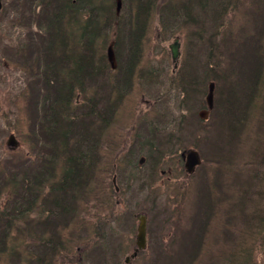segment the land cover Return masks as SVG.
<instances>
[{"label":"rangeland","instance_id":"obj_1","mask_svg":"<svg viewBox=\"0 0 264 264\" xmlns=\"http://www.w3.org/2000/svg\"><path fill=\"white\" fill-rule=\"evenodd\" d=\"M240 1V14L249 22L256 0ZM156 11L155 8L150 16L143 38V42L148 38L147 49L135 62L127 85L123 84L127 62L120 63V71L112 73L107 81L110 85L100 79L90 81L76 100L78 109L88 110L93 116L88 119L90 137L84 138L82 143H90L97 134V149L85 151L96 158L98 165L92 169L91 182L79 198L76 215L79 224L70 230L59 221L56 227L64 240L78 235L83 237L81 247L94 249L92 263L198 264L204 255L200 249L196 256L198 262H193V246L203 244L215 251L218 248L213 242L215 232L228 219L229 212L234 213L235 230L240 224L238 210L243 197L249 198L243 201L247 209L254 204L264 206V188L260 196L245 187L246 177L252 170L248 174L235 170L242 168L244 160L250 159L253 169L257 166L258 174H264V164L256 162L264 146L252 147L244 140L243 149L237 146L241 143L238 142L233 148H223L219 154H209L211 160L204 159L192 173L184 170L180 151L185 146L194 147L193 142L206 146L208 141L221 144L223 136L202 137L204 118L198 113L207 114L203 85L207 88L208 82L202 83L197 93L192 71L177 75L172 70L168 45L174 37L157 41L154 36ZM6 26L10 23L5 22L4 14L0 30H5ZM5 31L6 36L11 34V28ZM179 38L182 58L183 39L181 35ZM260 39L264 44V29ZM9 42L7 36L2 44ZM26 64V60L17 56L6 57L5 47L0 44V213H7L8 218V221H0V233L11 235L15 258L28 257L24 246L28 237L23 230L32 228L36 221L33 215L39 210L34 205L35 210L26 213L30 206L22 202L35 197L30 189L33 175L41 164L49 163V158L55 161L54 173L59 175L62 157L69 154L49 149L54 139L41 132L39 121H32L33 113L42 114L51 101L45 99L46 89L37 80L43 70L27 68ZM48 76L52 78L51 73ZM55 87L53 92L62 91ZM105 105L110 106L105 109ZM36 130L41 136L37 142L33 134ZM11 132L20 141L18 147L7 143ZM114 174L118 190L113 186ZM14 211L19 213L16 218ZM141 213L147 216V247L136 259L131 258L126 263L125 255L135 246ZM74 221L71 215L67 224ZM34 246L37 247L36 241ZM158 247L160 253L156 252ZM261 250V243H258L255 251ZM60 255L49 256H57V260L59 257L60 262ZM63 256L69 262L75 253L69 250Z\"/></svg>","mask_w":264,"mask_h":264},{"label":"trees","instance_id":"obj_2","mask_svg":"<svg viewBox=\"0 0 264 264\" xmlns=\"http://www.w3.org/2000/svg\"><path fill=\"white\" fill-rule=\"evenodd\" d=\"M9 5L13 32L19 41L17 46H29L31 41L39 40L48 52L47 66L55 71L56 89L62 91L53 107H49L47 121L41 123L40 130L54 139L49 149L69 154L62 157L59 175L54 173L52 158L48 164H41L30 188L34 199L22 201L30 206L26 213L34 211V205L39 207L38 214H32L36 220L32 228L23 230L28 237L24 242L28 257L15 258L11 235L0 233V264H51L48 256L57 255L61 249L79 252L81 236L64 240L56 227L59 221L70 230L79 224L76 219L79 198L91 182L92 169L98 165L92 155L73 154V150L86 152L94 148H90L91 142L85 143L86 147L82 143L90 137L88 119L93 116L88 110L77 108L75 97L86 90L90 81L100 79L110 85L107 82L110 75L120 71L119 64L126 62L123 84L127 85L135 62L147 49L148 38L144 42L143 38L155 8L157 41L175 34L183 39L184 58L175 74L192 71L197 93L202 83L215 84L213 106L202 121V128L208 135L220 134L223 142L208 141L206 146H199L204 159L209 161L211 151L233 148L238 142L241 143L237 146L243 149L244 140L252 147L264 146V44L260 39L264 29V0H256L249 22L240 14V0H11ZM3 12H7V7ZM19 25H24L25 30H19ZM5 34L2 30L0 37ZM110 41L118 62L115 68L107 59ZM44 84L49 85L50 79ZM206 89L203 85V91ZM93 140L96 145L97 134ZM263 157L264 150L256 157L258 165L264 164ZM244 161L242 168L235 170L246 174L252 170L245 187L261 196L264 174H258L257 166L253 169L250 163L253 160ZM248 200L243 197L244 203ZM243 201L236 230L230 214L215 232L213 242L218 248L212 251L203 244L194 245L193 262H198L196 256L201 249L204 258L198 264H264V206L257 204L247 209ZM71 215L75 221L67 224ZM13 217H18L17 211ZM2 220L8 221L7 213H0ZM258 243L261 251H255Z\"/></svg>","mask_w":264,"mask_h":264},{"label":"water","instance_id":"obj_3","mask_svg":"<svg viewBox=\"0 0 264 264\" xmlns=\"http://www.w3.org/2000/svg\"><path fill=\"white\" fill-rule=\"evenodd\" d=\"M0 7H1V0H0ZM172 48V54L174 56V58H176V56L178 55L179 51H178V41L177 39L175 40L174 43H172L171 45ZM113 51H112V47L111 45L108 46V57L109 60L111 61V63H113L114 60V55H113ZM212 89H213V85L212 83L210 84V91L209 94L207 96L208 102L211 105L212 104ZM9 142H13V135H10V139ZM199 161V155L195 150H191L188 153V161L187 164L190 166H193V164H195L196 162ZM187 165V167H188ZM189 169V167H188ZM137 243L139 246H144V242H145V216L142 215L140 216V223L138 226V235H137Z\"/></svg>","mask_w":264,"mask_h":264},{"label":"bare ground","instance_id":"obj_4","mask_svg":"<svg viewBox=\"0 0 264 264\" xmlns=\"http://www.w3.org/2000/svg\"><path fill=\"white\" fill-rule=\"evenodd\" d=\"M214 100V99H213Z\"/></svg>","mask_w":264,"mask_h":264}]
</instances>
